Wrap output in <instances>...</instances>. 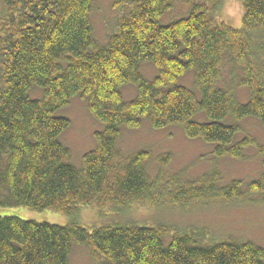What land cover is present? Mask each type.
Here are the masks:
<instances>
[{
	"label": "trees",
	"instance_id": "16d2710c",
	"mask_svg": "<svg viewBox=\"0 0 264 264\" xmlns=\"http://www.w3.org/2000/svg\"><path fill=\"white\" fill-rule=\"evenodd\" d=\"M95 1L2 0L0 205L75 216L84 206L155 202L157 187L176 188L171 202L181 204L260 194L264 201V142L239 136L245 117L264 127V0H241L240 28L215 19L219 0H113L121 12L103 42L94 36ZM229 60L241 66L245 103L219 83ZM146 62L157 70L151 78L140 68ZM187 72L191 85L182 80ZM126 85L136 88L132 98L123 94ZM35 88L41 96L32 95ZM77 94L102 125L81 167L66 160L70 150L60 136L71 120L58 113ZM145 120L155 129L179 125L212 145L217 158H240L254 144L263 170L245 185L220 183L216 168L161 185L146 169V149L115 166L123 128ZM204 237L192 227L111 220L87 228L0 215V264H69L74 244L88 247L97 264H264V247L253 241Z\"/></svg>",
	"mask_w": 264,
	"mask_h": 264
},
{
	"label": "rangeland",
	"instance_id": "374dc122",
	"mask_svg": "<svg viewBox=\"0 0 264 264\" xmlns=\"http://www.w3.org/2000/svg\"><path fill=\"white\" fill-rule=\"evenodd\" d=\"M219 1L220 7L214 15L215 19L234 28H240L244 12L241 0ZM2 3L0 0V9ZM183 11H185L184 6L178 1L174 13L182 14ZM120 12L114 6L113 0L95 1L91 18L94 36L98 41H105L108 35L114 32ZM140 68L149 78L157 73L156 67L149 62L142 63ZM241 75V66L231 60L225 61L219 83L234 91L238 102L245 103L248 100V88L240 84ZM182 80L191 85L193 73L187 72ZM122 91L126 98H132L136 88L126 85ZM31 93L34 96H41V90L38 88L33 89ZM84 99L80 94L74 95L71 102L58 111L71 120L60 138L70 150L67 162L77 167H81L83 155L95 147V132L102 127L90 112L88 103ZM239 125L241 127L239 136L249 134L258 143L264 142V127L258 119L245 117L240 120ZM143 149L150 151L145 163L146 169L151 178L158 180L161 185L175 176H179L181 180L193 179L213 168L220 171V183L226 184L238 179L245 185L263 170V155L259 154L254 144L248 146L240 158H217L213 154L212 145L204 142L200 137H187L179 125L155 129L147 120L136 128H123L117 143L114 165L120 166L129 156ZM157 189L158 192L153 195L155 202L110 204L102 210L84 206L75 216L51 209L34 210L26 206L6 205H0V215H17L22 219L60 225L75 220L87 228L111 220L138 225H162L170 229L192 227L203 229L208 233V237H204L203 242L232 238L253 241L264 247V201L261 194L254 195L251 199L210 198L181 204L171 202L172 195L177 191L176 188L157 187ZM69 264H97V262L88 247L74 244Z\"/></svg>",
	"mask_w": 264,
	"mask_h": 264
}]
</instances>
